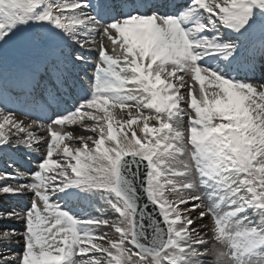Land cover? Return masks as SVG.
Returning <instances> with one entry per match:
<instances>
[{"label":"snow or ice","instance_id":"obj_1","mask_svg":"<svg viewBox=\"0 0 264 264\" xmlns=\"http://www.w3.org/2000/svg\"><path fill=\"white\" fill-rule=\"evenodd\" d=\"M0 162V264H264V0H0Z\"/></svg>","mask_w":264,"mask_h":264},{"label":"rangeland","instance_id":"obj_2","mask_svg":"<svg viewBox=\"0 0 264 264\" xmlns=\"http://www.w3.org/2000/svg\"><path fill=\"white\" fill-rule=\"evenodd\" d=\"M93 55H95V53H93ZM260 75L261 74L259 72L256 73L257 78H259ZM71 105H72V101L69 99L67 101L66 106L70 108ZM74 134H78V132ZM15 159L17 161V166L20 168L21 171L29 172L34 170L35 168L34 160H29L26 157H21V156H16ZM2 166L3 164L2 162H0V167ZM8 171H12V169L9 168ZM29 200H30V196H26L23 198L0 196V210H5V209L10 210L13 207L17 209L23 208L29 203ZM8 226L15 227L17 229L23 228V224L11 222V221H0V227H8Z\"/></svg>","mask_w":264,"mask_h":264}]
</instances>
